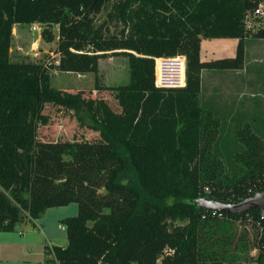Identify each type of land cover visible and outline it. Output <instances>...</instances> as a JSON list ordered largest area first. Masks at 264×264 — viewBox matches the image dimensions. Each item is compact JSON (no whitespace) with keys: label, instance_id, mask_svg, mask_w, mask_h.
<instances>
[{"label":"trees","instance_id":"1","mask_svg":"<svg viewBox=\"0 0 264 264\" xmlns=\"http://www.w3.org/2000/svg\"><path fill=\"white\" fill-rule=\"evenodd\" d=\"M111 1L0 0V231L77 202L78 213L62 219L68 245H47L44 264H236L250 247L235 224L250 219L261 228L254 261L264 264L259 207L221 216L195 202L264 191V133L241 128L235 105L203 102L199 76L200 68L244 67L248 16L261 0H117L111 21L125 25L120 39L97 21ZM35 22L59 25V64L11 60L13 28ZM255 32L264 38V27ZM203 37L239 38L237 56L201 63ZM89 45L140 54L127 53L130 81L110 88L117 109L52 84V68L98 71ZM179 53L188 58L187 86L157 87L148 56ZM48 104L74 112L100 138L39 137ZM240 111L247 120L248 109Z\"/></svg>","mask_w":264,"mask_h":264},{"label":"rangeland","instance_id":"2","mask_svg":"<svg viewBox=\"0 0 264 264\" xmlns=\"http://www.w3.org/2000/svg\"><path fill=\"white\" fill-rule=\"evenodd\" d=\"M116 1L117 0H112L110 2L108 8L105 9L103 13L97 16V21L99 23H101L102 21L107 23L105 29L108 37L115 36L120 39V37L122 36L121 31L122 29H125V25L120 21H111V17L116 15L114 10H112V4ZM251 19L252 21L250 24V35L255 36V31H257L259 28L264 27V16L261 18L252 16ZM59 31V25L56 23L42 25L41 33H39V30H35L32 24H16L13 28V41L10 50L11 60L17 62L25 59L28 61L56 65L57 60L59 61L61 57V52L58 49L60 39ZM126 33H128V30H126ZM222 47L224 51H221V54L224 55H230L236 49L235 42L231 40L223 43ZM85 50H90L91 54H95L98 56V71L79 73L75 71H61L52 68L51 73L53 86L68 90L73 93L82 92L84 96L88 98L104 99L117 109L118 104L116 103L117 99L115 97L116 91L110 88L118 87L130 81V60L127 53H134L136 55L140 54L137 51H132L131 49L127 48L97 50L96 48L94 49L92 45L87 46ZM201 51L202 47L200 48L199 54V60L201 63H209L215 61L216 58L208 59L210 53L206 54L208 56H203ZM179 54L186 55L184 53ZM148 57L154 59L156 64V58L158 56ZM207 69L208 68H200L199 76L201 78V84L202 80L207 79L206 77H208L210 74L208 73L210 70ZM155 85L157 86L156 68ZM97 86H102L104 88L98 89L96 88ZM221 88H225V85L221 86ZM260 88L257 89L260 90ZM235 89L238 91L240 88L235 87ZM244 90H241L240 93H245L247 91L246 88H244ZM261 90L262 92H264V88H262ZM244 95L245 94H243L242 97H244ZM259 95L256 94L252 99L248 100L249 108H245V105H240L239 102L237 105H235L237 108H235L234 112L237 113V111L239 110V126L241 125V128L250 127L252 131L257 132L260 136H262L261 134L264 133V103L262 104L261 97ZM243 101L244 100L242 99V102ZM242 109H248L249 113L247 114L249 118H247V120H241L242 114L240 110ZM45 114L48 116L49 120L48 123L39 125V137H44L47 139L77 137L80 139L84 138L92 141L100 138V133L87 126H83L74 112H70L65 109L62 110L57 106L48 104L45 108ZM237 131L238 130L232 132L229 136L231 149L236 143L240 142L238 136H236L238 135ZM64 207L65 208H53V210L51 211L52 214L48 219L47 223L50 224L51 227H55L56 230L60 229H58V224H63L62 220H59L58 217L61 215L57 214L59 213V211L62 212H60L61 214H66L67 216L76 215L79 211V204L77 202L70 203ZM25 227L28 228L29 231H31L30 229L32 228V226H22L21 223H19L15 232L18 233L19 228L25 229ZM235 230L240 236H243L244 240L250 247V252L248 250H245L243 252L244 258L239 260V263L236 264H256L254 259L258 254V249L255 247V244L258 242L260 237V226L254 225L253 221L248 219L247 221L242 220L236 223ZM13 232L14 231H12L11 234L16 237V243H18L16 245L17 251H15V248L13 249V255L16 260L23 264H26V262L28 261L30 262L29 264H37L38 262L36 261L40 262V260H43L42 254L44 252V245L38 240L40 239L39 235H37L35 232H28L29 235L27 238L32 240H29L30 243L25 245L26 239L20 236L19 233L14 234ZM64 233H66V230H64ZM64 239L67 240V237L65 236Z\"/></svg>","mask_w":264,"mask_h":264},{"label":"crops","instance_id":"3","mask_svg":"<svg viewBox=\"0 0 264 264\" xmlns=\"http://www.w3.org/2000/svg\"><path fill=\"white\" fill-rule=\"evenodd\" d=\"M231 40L235 42L236 49L230 55L221 54L223 49V43ZM240 39L233 37H223V38H202L201 47L203 56H208V59L216 58H233L237 56L238 46ZM222 51V52H221ZM210 70L208 73L209 76L207 79L202 80V93L201 98L203 102L211 101V103H216L219 105H224V108H228L230 106L237 105L240 102V99L243 94H245L249 99H252L254 95H259L261 97L262 104L264 103V92H262V88H264V38H257L253 35H247L246 38V49H245V65L242 69L239 70H215V69H207ZM225 85V88H221V86ZM246 85V87H245ZM234 86V88H233ZM232 87V88H231ZM235 87L240 88L238 91ZM261 87V88H260ZM246 88L245 93H240L241 90ZM257 88H260L257 89ZM245 91V90H244ZM248 102V99H247ZM235 108H237L235 106ZM246 108H249V104L246 103ZM66 206V205H65ZM53 208H65L64 206L52 207L47 209L45 215L42 218H39L35 221H31L29 218H26L25 221L21 222L22 226H32L28 230L19 228V235L26 239L25 245L29 244L32 239H28V232H35L39 235L40 239H38L44 245V252L42 254L43 260L38 262L37 264L45 263V247L47 245H60L66 246L68 245V233L65 225L58 224V229L55 227H51L48 224V219L51 216V211ZM59 211V220L68 217L66 214H61ZM50 214V215H49ZM27 230V231H26ZM66 230V233H64ZM26 231V232H25ZM14 234H18L15 231ZM32 236V235H31ZM67 237V240L64 237ZM33 237V236H32ZM16 237L11 234V232L0 231V264H23L16 260L13 255V249L17 251ZM30 262H26V264Z\"/></svg>","mask_w":264,"mask_h":264},{"label":"built area","instance_id":"4","mask_svg":"<svg viewBox=\"0 0 264 264\" xmlns=\"http://www.w3.org/2000/svg\"><path fill=\"white\" fill-rule=\"evenodd\" d=\"M257 16L261 18L264 16V0H261L258 7L250 12L248 16L247 27L250 29L251 17ZM41 24V26H40ZM45 23L35 22L32 23L35 30L41 33L42 25ZM156 84L158 87H185L187 85V64L188 58L186 55L177 54L175 56H161L156 58ZM60 63L57 60L56 64ZM222 216L220 210H213L212 213ZM59 264V263H58Z\"/></svg>","mask_w":264,"mask_h":264},{"label":"water","instance_id":"5","mask_svg":"<svg viewBox=\"0 0 264 264\" xmlns=\"http://www.w3.org/2000/svg\"><path fill=\"white\" fill-rule=\"evenodd\" d=\"M195 202L208 210H220L237 214H246L250 209L259 207L261 216L264 218V191L256 192L253 196L235 203H226L205 196L196 199Z\"/></svg>","mask_w":264,"mask_h":264}]
</instances>
